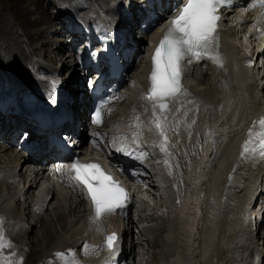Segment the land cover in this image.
Returning a JSON list of instances; mask_svg holds the SVG:
<instances>
[{
  "label": "bare ground",
  "instance_id": "obj_1",
  "mask_svg": "<svg viewBox=\"0 0 264 264\" xmlns=\"http://www.w3.org/2000/svg\"><path fill=\"white\" fill-rule=\"evenodd\" d=\"M37 1L41 3V5L37 7L42 11V17L33 20L31 18L32 13L30 11L25 12L24 9L21 13L24 15L23 25L26 27L25 29L30 30L33 27L39 26L42 21H49L47 22L49 24L41 27L38 33H32L28 30L30 34H25L19 30V35H17V33L14 32L13 39L21 38L25 42L34 41L32 46L37 47L36 49L38 51H43L44 53L40 54L37 51L35 53V60H33L32 63H18L14 60L15 57H11V59L7 58L12 55L8 52H4L5 46L0 43V68L5 66L18 77H22L21 73L23 71L28 72L29 76H32L35 71H48L50 73L59 74L60 77L58 79L60 80L64 78L69 67L78 65L76 60L73 61V56L70 55L67 57V55H63V51L66 50L67 45L69 46L67 42L68 39L66 41L56 39L54 41L55 36H59L61 33L59 22H61V18L63 17L62 14L58 10V13H56H60L59 17L55 18L56 16L54 15H56V13L51 14L47 5L44 4L42 0ZM52 1L51 5H53V7L59 6V0ZM63 1L67 3V6L75 7L74 10H83L82 5L79 3L75 5L78 0ZM108 1L110 0H103L102 2L108 3ZM25 2L26 0H20V3H16L15 0L12 2L11 6H9V10H15L16 13L20 12L21 9L24 8L22 6ZM133 27H135V24L132 25V28ZM160 37L161 35L158 33L151 44L152 48H149L150 51L148 50L149 53L155 48V43ZM75 43L76 47L79 48V42L75 41ZM240 43L241 42H239V44ZM49 50L57 55L56 60L54 59V61H52L50 59V56H48ZM254 51L255 47H253V49L251 47V54H253ZM240 54L241 53H239L238 56ZM136 63L137 62H135L133 69H135ZM219 63H222L220 67L212 66L211 62L207 64L209 73L206 74H204L199 67L188 69L187 74H185V83L188 85L187 88L189 93L192 97H195V101L192 98V101L188 100L187 102L180 101L179 98L173 101L174 104L182 103L186 106L185 108L175 110L174 113L164 111L163 114H157L152 112L141 99L131 100L121 106L116 114L108 120L105 126V128L108 129H130L127 124L130 123L131 125L135 121L145 124L143 122L145 121L146 124L144 127L146 131H143L144 134L146 133V137L149 136L148 133L151 131L150 136H152L153 139L158 140L160 143L165 140V144L159 146V149L164 150L170 146V150L166 151V153L170 157L175 158V168L170 167L169 164V172H171V170L172 172H179L178 168L181 170V165L183 163V161L179 159H186L189 157L191 148L195 147V152L192 156H195L197 159L201 158V152L204 154V157L208 156L209 148L206 144L202 143L204 144L202 148L200 147L201 144L196 145V143L188 142L190 139L198 137L197 133L199 131H197V129H200L202 126V121L200 119L197 120L192 113L195 108L194 103L196 102V97H199L201 100V102L197 104L198 107L201 106L200 110L204 109L208 112L210 111L209 113L215 117V122L212 125L207 124V133L205 134L204 132L203 135H205L206 141L207 139L209 141L211 140L210 137L216 134L218 139L224 142V146H220L219 150L225 155L223 158L216 157L207 170L203 168L204 163H199L197 168L193 171L194 175L187 176L186 181H190L194 189H191L189 195L185 198V204H183L185 210L181 212V217L178 219L181 235L184 232L183 228H185L183 225H186V228H188L185 229L188 246L187 251H185L187 256L184 264H196V257L209 258L210 264H230V262L231 264H236L239 262L232 256L234 254L233 249L237 248L235 243L237 240V233L236 230H234L233 236L230 234L229 219L231 215L227 213L225 207L222 226H220L218 222V207L222 203V199L220 200L219 197H217V199L214 200L213 191L217 190V178L219 174L225 170V176H227L231 170H234V181L224 190V194L229 196L225 206L234 200V193L237 187L233 188V184H236L238 187L241 186V181L245 176L244 170L249 165H233L232 161L234 157L232 156V152L237 149V144L240 142L242 134L244 133L246 135L248 127H250H245L246 125L242 127V124L249 120L248 116L252 118L255 113L263 110L264 99L258 98L259 86L251 82L252 79L254 80L255 76L253 71L246 69L240 61L237 62L235 58L228 55L219 56ZM197 65L200 67L204 66L203 63H197ZM28 66H30V68H28ZM215 70L218 71L216 72ZM77 71L79 72L80 70L77 69ZM0 74L2 75V73ZM256 74L260 77V71ZM214 76H216V78H213ZM78 79L79 78L75 75L71 81H64L62 87L64 88L66 85L67 96L72 97V104L68 107L74 121L71 130L73 134L79 132L82 135L83 145L85 142L84 130H86L88 121L90 120L86 118L88 110L87 95L85 91L80 89L81 84ZM212 86H215L216 90H213L211 88ZM231 87H235L236 89L231 91ZM240 90L245 92L244 96L239 99L238 96L241 94ZM81 94H83V96L80 99ZM223 97L224 101L222 102L221 100ZM233 98L234 101H232ZM227 99L232 101L231 105H236L235 112L228 110L229 107H226L225 101ZM239 101L241 105H237ZM242 115L243 117L246 115L243 122L240 118ZM77 123H80L79 128L75 126ZM157 123L161 124L162 127L157 128ZM164 124L171 126L167 128ZM239 125L241 126L239 127ZM238 127L240 129L242 128L241 131H238ZM170 131H173L175 134L169 135L168 132ZM161 132H163V135H161ZM199 136V140H202V135ZM239 145L240 144H238V146ZM172 146L177 147L175 149H179V151H176L177 154ZM259 152L260 151H257L253 154V161H256V169L258 170L257 174L260 182H257V189H253L255 184L253 183L251 188L244 191L243 198L245 201L241 213L242 221L239 225V229L241 230V248L239 252L241 251L242 253H240V257L245 253L249 255V259H252L255 255L259 257L264 254V232L262 233L263 235H260V230L262 228L264 229V214L262 212L264 208V159H261ZM28 163L29 159H24L19 155H13L12 151L3 150V147H0V177L4 176L3 180L0 179V236L4 238V246L0 248V264H21V258L22 264H64V262L67 261L66 254L71 250L72 244L75 243L77 238V234L80 233L76 224L83 218L86 211V204L81 197L78 200L72 197L68 199L66 193H63L61 197L57 193L49 192L48 195L52 194V198L48 203V207H46V211H44L45 213L42 214L41 212L37 213L34 211L36 205L31 204L29 201L34 198V191L40 186L42 178L39 174H27V170H24V167H26ZM207 175L210 176L213 181L212 186L211 180L207 178ZM148 183H150V181H148ZM144 184L147 185L146 181ZM196 188L199 190L203 189L204 192L202 197L191 195ZM206 197L207 199L208 197L209 199L212 198L213 201L207 204ZM21 198H24L25 210L23 213H18L16 209L17 206L14 205L13 202L15 203ZM205 202L206 204H203L205 207V219L201 223L199 217L202 212H193V210L201 203ZM156 209L158 208L154 210H151L150 207L148 208L152 215H156L163 223L169 222V220L166 219L161 212L158 213ZM159 210H161V207ZM53 216L55 219H53ZM56 223L61 224L60 231L52 230V225H56ZM141 224L145 225V221L141 222ZM40 227H42L40 232L43 237L40 236L38 232L34 233V231L38 230ZM195 227L196 233L194 232ZM55 232L57 242L59 243L58 246L54 238ZM166 238L167 241L170 240L168 236H166ZM46 240L51 243V250L43 252L42 256L37 261L35 257L39 253L43 242ZM196 244H198L197 247H195ZM156 246L161 248L158 243H151V248ZM54 247L56 249L53 250ZM26 248H29V250L26 251ZM135 254L138 257V264H146L144 261L145 255H147L148 258L156 259L155 262L147 260V264H162L161 260L163 253L161 255L151 250L146 253L145 251L142 253L137 251ZM72 258L76 260L77 256L73 255Z\"/></svg>",
  "mask_w": 264,
  "mask_h": 264
},
{
  "label": "snow or ice",
  "instance_id": "obj_2",
  "mask_svg": "<svg viewBox=\"0 0 264 264\" xmlns=\"http://www.w3.org/2000/svg\"><path fill=\"white\" fill-rule=\"evenodd\" d=\"M230 0H184L177 9V14L169 22L163 38L152 57L150 74V90L147 99L153 107L161 112L167 108V101L185 94L182 87L183 65L211 60L219 63L218 55V22L222 19L221 8L229 6ZM264 7V0L261 2ZM251 63V62H249ZM99 122L100 111L94 113ZM264 126V119L260 121ZM157 128L162 125L157 123ZM163 135V132H161ZM249 133V140L243 145L242 155L256 151ZM259 155L264 159V130L259 134ZM116 152L138 159L125 147H116ZM72 177L75 184L81 187L90 199L95 217L111 215L123 209L128 200L126 190L114 178L106 174L97 163H71ZM118 237L114 234L107 238V247L114 250ZM4 246V238L0 236V248ZM10 246V245H9ZM62 255V254H57ZM22 264V258H21Z\"/></svg>",
  "mask_w": 264,
  "mask_h": 264
},
{
  "label": "rangeland",
  "instance_id": "obj_3",
  "mask_svg": "<svg viewBox=\"0 0 264 264\" xmlns=\"http://www.w3.org/2000/svg\"><path fill=\"white\" fill-rule=\"evenodd\" d=\"M13 1H15V0H0V43H2L5 46L4 52H8V53H10L12 55L10 57H7V54L5 53V55H6L7 58H10L11 59V57L12 58L15 57L14 60H16L18 63H32L33 60H35V53L38 51L36 49L37 47H33L32 46V44H33L34 41L33 42L32 41L25 42L21 38H18V39H15L14 40L13 39L14 38V32H16L17 35H19V30H21V32L22 33H25V34H30L29 32L38 33L39 30L41 29V27L47 26L49 24V23H47L49 21H42L39 26L33 27L30 30L29 29H25L26 27L23 25V20H24L23 16L24 15L21 12L25 9L24 10L25 12L30 11L32 13V17L31 18L33 20L40 19L42 17V11L37 6L38 5H41V3L39 1H37V0H26L25 4L22 6L24 8L21 9L20 12H17L16 13L15 10H13V11H10L9 10V6H11V4H12ZM35 1H37V2H35ZM42 1H43L44 4L47 5L48 10H49V12L51 14L56 13V11L61 10V8H63V7H65V9L67 8V3H65L63 0L62 1L59 0V3H60L59 6H54V7H53V5H51V2H53L52 0H42ZM79 1H82V2H85V3H88V4L89 3L90 4H93L92 6L97 7V8H101V7H99V5L102 4L100 2L97 3L95 0H78L75 3V5H77V3ZM16 3H20V0H16ZM57 13H56V15H54V16H56L55 18L59 17V14L61 12L59 14H57ZM54 16H53V18H54ZM53 20H55V19H53ZM28 30H29V32H28ZM38 36H41V35H38ZM239 37H240V32H238V28H236L233 31L232 41L235 42V43H239L240 42L239 41ZM56 39L57 40H63V38L62 37L60 38V36H55L54 41ZM28 43H29V45H28ZM27 46H28V48H27ZM38 52L40 54H43L44 53L43 51L42 52L38 51ZM69 53H70L69 52V48L67 47L66 50L63 51V55L65 54L68 57L70 55ZM22 54H24V55H22ZM48 56H50V59L52 61H54V59L55 60L57 59V55L55 53H52L51 50L48 51ZM45 63H47V62H45ZM28 68H30V66H28ZM202 69H203V73L206 74L207 73V70H205L206 68H202ZM17 70H18V68H17ZM262 72H263V70H261L260 77H258L256 75V77L254 78V80H252V83L253 84L255 83L256 85L259 86L258 98L264 99V94H263L264 93V91H263V89H264V72L263 73ZM28 74L29 73L26 72V71H23L21 73V75L23 77H25V78H27L29 76ZM213 78H216V76H214ZM211 88L213 90H216L215 89V86H212ZM200 102H201L200 98L199 97H196V102L194 103V107L195 108L192 111V113L197 118V120L200 119L202 121V123H201L202 126H201L200 129H197V131H199L197 133L198 137L197 138L196 137L195 138H192L188 142L194 143V144L196 143V145H200L201 144L200 147L203 148L204 144H206V143L204 142L205 139H204V135H203L201 129L202 130L203 129H206L207 128V124H210V123L213 124L215 122V119H214L215 117L211 113H209L210 111L208 112L207 110H204V109L203 110H200V107L201 106L200 107L197 106V104H199ZM168 134L169 135H173L175 133L173 131H170V132H168ZM199 135H202V140H199V138H200ZM202 143H204V144H202ZM164 144H165V141H164ZM86 145H87V140H85V143L83 144V146H86ZM172 147L174 149L177 148L175 146H172ZM165 150H170V146L167 147ZM177 150L179 151V149H175V153H176ZM181 152H183V151H181ZM194 152H195V147L190 149V156L189 157H187L186 159H182V158L179 159V160H182L183 161V163H182L181 166H182L184 172L187 171L190 166H192L193 161L195 160L194 159L195 156L194 157L192 156ZM173 159H175V158H173ZM255 189H257L256 186L254 187V190ZM262 212L264 214V208L262 209ZM53 219H55L54 216H53ZM60 227H61V224L60 223H56V225H52V230L60 231L61 230ZM41 228L42 227H40L38 230H35L34 233L35 232H38V234L43 237V235H41V232H40ZM263 232H264V229L262 228L260 230V235H263L262 234ZM55 235H56V232L54 234V238L56 239L55 241L57 242V237ZM154 241H156V240H154ZM50 244L51 243L48 240H46L45 242H43V245H42L39 253L35 257L37 261H38V259H40V257L42 256L43 252H48L49 250H51V245ZM58 245H59V243L57 242V246ZM54 249H56V248L54 247L53 250ZM28 250H29V248H26V251H28ZM139 250H140V253H142L144 251L146 253V252H149V251L153 250L156 253L158 252V253H160L162 255V252L159 250V248L157 246L154 247V248H151V242H148V244L146 243V244L141 245V248ZM69 253H71V251L68 252V254ZM261 258H262L263 264H264V254H262ZM147 260H150L152 262H155L156 261V259L148 258V256L145 255V260L144 261L146 262V264H147ZM161 261H162V264H167L165 262L164 256H162V260ZM137 264H138V262H137ZM230 264H231V262H230Z\"/></svg>",
  "mask_w": 264,
  "mask_h": 264
}]
</instances>
